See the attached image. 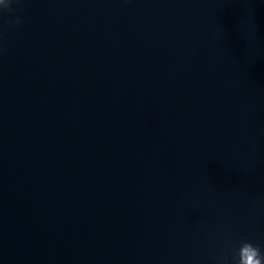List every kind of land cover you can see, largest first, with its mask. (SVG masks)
<instances>
[{
	"label": "water",
	"instance_id": "water-1",
	"mask_svg": "<svg viewBox=\"0 0 264 264\" xmlns=\"http://www.w3.org/2000/svg\"><path fill=\"white\" fill-rule=\"evenodd\" d=\"M11 7L0 264H233L242 241L264 253V0Z\"/></svg>",
	"mask_w": 264,
	"mask_h": 264
},
{
	"label": "clouds",
	"instance_id": "clouds-1",
	"mask_svg": "<svg viewBox=\"0 0 264 264\" xmlns=\"http://www.w3.org/2000/svg\"><path fill=\"white\" fill-rule=\"evenodd\" d=\"M18 2L19 0H0V11L12 12L11 5ZM15 23L18 24L20 21L16 20ZM233 264H264V253L261 252L259 245L242 241L233 257Z\"/></svg>",
	"mask_w": 264,
	"mask_h": 264
}]
</instances>
